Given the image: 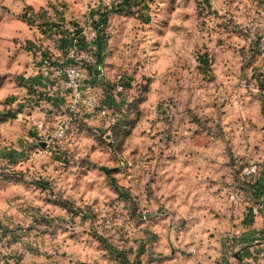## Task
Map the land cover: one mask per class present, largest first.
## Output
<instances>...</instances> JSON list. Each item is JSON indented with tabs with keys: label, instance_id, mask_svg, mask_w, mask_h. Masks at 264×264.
Listing matches in <instances>:
<instances>
[{
	"label": "clouds",
	"instance_id": "9594fccd",
	"mask_svg": "<svg viewBox=\"0 0 264 264\" xmlns=\"http://www.w3.org/2000/svg\"><path fill=\"white\" fill-rule=\"evenodd\" d=\"M32 2L0 45V264H216L247 232L230 264H264V0H145L121 27L115 0Z\"/></svg>",
	"mask_w": 264,
	"mask_h": 264
},
{
	"label": "rangeland",
	"instance_id": "374dc122",
	"mask_svg": "<svg viewBox=\"0 0 264 264\" xmlns=\"http://www.w3.org/2000/svg\"><path fill=\"white\" fill-rule=\"evenodd\" d=\"M12 3L14 4H21L23 5V7L19 10L16 11L14 9L11 8H7L6 5H3L2 8H0V45H3L5 41H9L12 44H16L20 41V37L19 36H5L3 35V33L6 30H12L11 26L16 22V21H22L21 20V13L23 12L24 8L27 6H33L34 8V3L32 2V0H11ZM143 2V4H142ZM185 3H187V0H184ZM205 3H207V1H204ZM140 4H138L137 8H134L135 11H132L130 14L128 15H124V14H118L111 17L109 19V23L114 25V26H118L121 27L123 25L126 24V20L125 18H127L128 21H131L134 18H137L139 20H149L151 19L150 17H147L143 11H141L140 6L143 7V9H147L149 7L148 3L145 2V0H141L139 1ZM119 5V0H115L113 7H112V11H114L116 13V9L118 8ZM175 5H176V0H168V4L166 5L165 9L162 10L164 13L165 17H168L171 11L175 10ZM11 13V15L9 14ZM137 13H139V16L137 17ZM103 18V17H101ZM100 18V19H101ZM167 20H164L163 23H166ZM95 23V22H94ZM162 28V21L160 19H152L151 22V29L155 34H162L161 31ZM59 44H62L63 47L69 46L71 45L70 43V39L68 38H60L59 39ZM159 42H154V44L152 45V47H158ZM32 47H34V45H32L31 41L25 40L24 44H21V47L16 48L15 51L12 53V56L9 57V64H11L12 60L15 59V56L21 52V50H30ZM4 79V77L0 76V81H2ZM114 140L115 142H118L123 134V126L118 123L117 125H115L114 128ZM30 134H34V133H30ZM43 143V142H41ZM41 147H43V145H41ZM10 158L14 157V153H9L8 154ZM111 169H109L108 167H100L98 168V171L101 172H108ZM13 175L14 174H10L7 172H3L0 171V186H3L4 184L8 183L9 181L13 180ZM262 189H264V183H263V187ZM247 218V217H246ZM41 219H46V218H41ZM47 223L51 224L50 220H46ZM187 223V221H181L180 225L178 226V231L182 228H184L185 224ZM0 227H3L2 225H0ZM58 227V226H57ZM5 231H7V229H4ZM250 232L245 233V236L240 240V241H228L227 239L224 241L223 243V251L221 254L220 259L216 262V264H230V258L231 257H237L240 256L239 260H242L243 257L245 256H249L251 255V252L249 251L248 247H244L241 249L240 252H236V251H232V248L234 246L235 243H243L246 245H251V243L253 242L254 238H255V233L249 234ZM51 235H55V229H53L50 233ZM261 238L264 239V232L260 233ZM73 236H76L75 233H73ZM157 237L155 235L152 236V239H156ZM143 247L141 248V252H143ZM114 251V250H113ZM259 251V249H258ZM109 259H115V256H110ZM118 264H128L127 260H121L118 262ZM137 264H139V262H137Z\"/></svg>",
	"mask_w": 264,
	"mask_h": 264
},
{
	"label": "trees",
	"instance_id": "16d2710c",
	"mask_svg": "<svg viewBox=\"0 0 264 264\" xmlns=\"http://www.w3.org/2000/svg\"><path fill=\"white\" fill-rule=\"evenodd\" d=\"M207 1V0H204ZM138 4H140L138 2V0H121V3H119L118 8L116 9V13L118 14H124V15H128L130 14L132 11H135L134 8H137ZM35 10L33 7L31 6H27L24 8L23 12L21 13V20L24 19H30L29 17V12ZM104 18H101V22L103 21ZM31 22V21H30ZM98 26V25H97ZM51 30V28L49 29ZM38 82V81H37ZM115 128V126H114ZM115 129H113L114 131ZM113 140H114V136H113ZM115 142V140H114ZM262 193H264V189L260 190ZM236 258H240V256H237Z\"/></svg>",
	"mask_w": 264,
	"mask_h": 264
},
{
	"label": "built area",
	"instance_id": "2783aa9c",
	"mask_svg": "<svg viewBox=\"0 0 264 264\" xmlns=\"http://www.w3.org/2000/svg\"><path fill=\"white\" fill-rule=\"evenodd\" d=\"M119 3H121V0H119ZM76 35H79V29H77ZM89 39H91V37H89ZM70 43L72 44V40L71 39H70ZM60 45L62 46V44H60ZM42 55L44 56V59H47V54L46 53H44ZM257 59H259V56H257ZM41 63H43V61ZM69 71H71V69H69ZM260 77H261V82H260L261 87L264 88V73H260ZM112 139H113V137H112ZM249 212H251V208H249Z\"/></svg>",
	"mask_w": 264,
	"mask_h": 264
},
{
	"label": "crops",
	"instance_id": "0c3cea01",
	"mask_svg": "<svg viewBox=\"0 0 264 264\" xmlns=\"http://www.w3.org/2000/svg\"><path fill=\"white\" fill-rule=\"evenodd\" d=\"M139 1H141V0H138V2ZM142 4H143V2H142ZM31 6V5H30ZM31 7H33V6H31ZM34 9H35V6H34ZM260 87H261V84H260ZM262 88V87H261ZM258 187H259V190H262V187H263V183H260L259 185H258ZM247 220H248V218H245V222L247 223ZM253 232H250L249 234H252Z\"/></svg>",
	"mask_w": 264,
	"mask_h": 264
}]
</instances>
